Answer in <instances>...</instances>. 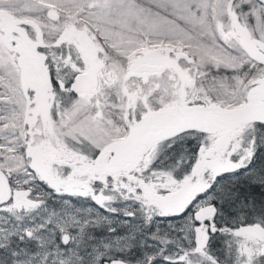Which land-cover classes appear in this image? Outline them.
<instances>
[{
	"label": "snow or ice",
	"instance_id": "snow-or-ice-1",
	"mask_svg": "<svg viewBox=\"0 0 264 264\" xmlns=\"http://www.w3.org/2000/svg\"><path fill=\"white\" fill-rule=\"evenodd\" d=\"M0 264H264V0H0Z\"/></svg>",
	"mask_w": 264,
	"mask_h": 264
}]
</instances>
